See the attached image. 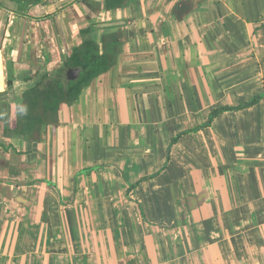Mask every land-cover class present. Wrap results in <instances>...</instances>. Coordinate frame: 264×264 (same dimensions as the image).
I'll use <instances>...</instances> for the list:
<instances>
[{
    "label": "crops",
    "instance_id": "0c3cea01",
    "mask_svg": "<svg viewBox=\"0 0 264 264\" xmlns=\"http://www.w3.org/2000/svg\"><path fill=\"white\" fill-rule=\"evenodd\" d=\"M89 40L57 122L0 127V264H264V0H0V120Z\"/></svg>",
    "mask_w": 264,
    "mask_h": 264
},
{
    "label": "trees",
    "instance_id": "16d2710c",
    "mask_svg": "<svg viewBox=\"0 0 264 264\" xmlns=\"http://www.w3.org/2000/svg\"><path fill=\"white\" fill-rule=\"evenodd\" d=\"M112 62L111 51L93 41H86L74 49L70 58L54 78L44 77L23 94L14 110L0 120L6 133L28 134L38 138L42 128L58 121L63 104L72 103L82 88L94 77L106 71ZM81 66L83 71L77 81H68L65 70ZM26 108L25 113L20 108ZM14 112V113H13Z\"/></svg>",
    "mask_w": 264,
    "mask_h": 264
},
{
    "label": "water",
    "instance_id": "95a60500",
    "mask_svg": "<svg viewBox=\"0 0 264 264\" xmlns=\"http://www.w3.org/2000/svg\"><path fill=\"white\" fill-rule=\"evenodd\" d=\"M106 25H109V24H106ZM81 71H82V67H78V68H75V69H70L68 71V75H67L68 81L77 80Z\"/></svg>",
    "mask_w": 264,
    "mask_h": 264
},
{
    "label": "flooded vegetation",
    "instance_id": "af4514ba",
    "mask_svg": "<svg viewBox=\"0 0 264 264\" xmlns=\"http://www.w3.org/2000/svg\"><path fill=\"white\" fill-rule=\"evenodd\" d=\"M2 112H4L2 117H6L7 115H9L12 112V110H11V108H7V109H4V110L2 109Z\"/></svg>",
    "mask_w": 264,
    "mask_h": 264
},
{
    "label": "clouds",
    "instance_id": "9594fccd",
    "mask_svg": "<svg viewBox=\"0 0 264 264\" xmlns=\"http://www.w3.org/2000/svg\"><path fill=\"white\" fill-rule=\"evenodd\" d=\"M20 112H21V113H25V112H26V108L21 107V108H20Z\"/></svg>",
    "mask_w": 264,
    "mask_h": 264
}]
</instances>
